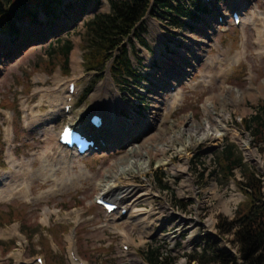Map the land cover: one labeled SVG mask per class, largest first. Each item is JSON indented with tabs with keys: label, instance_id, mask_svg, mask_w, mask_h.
I'll return each mask as SVG.
<instances>
[{
	"label": "rangeland",
	"instance_id": "1",
	"mask_svg": "<svg viewBox=\"0 0 264 264\" xmlns=\"http://www.w3.org/2000/svg\"><path fill=\"white\" fill-rule=\"evenodd\" d=\"M216 1L217 10L225 11L226 0ZM73 2L74 0H63L62 6ZM251 2V7L240 18L239 26H233L228 18H226L228 19L226 26L218 23L217 11L213 9V15L207 16L208 21L203 24L206 32L200 30L199 33L192 35L193 39L202 42H196V49L193 53H189L194 57V71L197 74L194 76L193 82L181 88L182 100L174 112L168 113L169 118L163 120L160 130L167 135L168 127L175 130V127H180L182 122L190 118L196 123L197 131H200L203 120L206 119L201 114V106L206 99L212 97L210 100L212 107L219 119L224 121L228 133L223 139V143H226L225 140H229V134L236 135L237 139L247 142V147L255 155L247 158L245 168L251 167L253 172L264 176V141L254 144L252 135L244 128L245 120L256 114L259 105H264V56L256 54L260 50L255 43L256 27L252 28L248 24L252 12L264 15V0H251ZM239 3L242 7L246 4L244 0H239ZM108 11L109 5L106 0H100V4L97 6H90L83 19H76L71 12L64 11L61 19L54 22L53 26H46L41 28L43 30L37 31L32 28L34 34L31 37L25 36L24 33L15 42H12V39L4 34L0 27V173L26 172L22 167L13 168L7 161L8 154L19 161L32 163V168L38 170L39 156L46 144L45 137L41 133L38 134V131L40 122L48 111L56 110L59 115L55 121L47 125L51 129L53 137H56L61 126L67 123L82 124L85 127L90 116L89 113L99 111L105 115L106 122L110 123L105 109L116 105V91L119 89L120 82L110 72V61L100 73H95L93 70L87 71L85 63L88 55V37L84 26L85 22L91 19L94 14L108 13ZM37 13L42 23L46 24L43 15ZM143 23L147 30L143 37L148 46L141 45L134 38L130 40L131 42H125V44L129 43L126 47L132 66L136 73L140 74L147 73L145 71L150 69V62L154 57H157L155 54H158L161 48L165 50L166 43L180 42L179 38L181 37V35L167 32L159 22L148 16ZM14 26L20 29L22 24L14 23ZM166 38H170V40L164 41ZM66 41L71 43V50L67 69H64L61 48ZM168 47L174 51L173 44ZM243 48H245L246 56L238 63L231 64L230 71L224 81L214 77L218 74L219 66L206 63V60L214 58L218 53H226L231 62L232 56L236 52L242 51ZM73 53L79 63V70L73 69ZM173 54L170 53L168 64L172 62ZM157 71L154 75L158 76L161 81L162 76ZM204 76L213 77L210 85H194ZM151 79L155 80L152 77ZM123 80L131 85L125 77H121V81ZM68 81H74L79 91L72 98V110L63 113L61 106L50 103L47 97L52 92H56L63 99V92H65ZM146 84L148 83L146 82ZM223 84L228 88L238 89L243 94V99H238L229 89L222 90ZM162 87L165 90H162L161 93L156 91L150 95L151 98L147 101L148 105L153 106L156 103L158 108H162L165 101H168V83L164 82ZM259 92L262 94H258ZM81 97L84 98L80 103ZM84 109H88V112L80 115L81 110ZM159 111L156 109L155 113L157 114ZM159 117H161V111ZM115 118L112 121L114 127L117 128L119 122ZM8 131L11 132V142ZM185 131L187 130H184V133H186ZM206 142L204 140V144L199 146L200 153L198 154L203 155L205 160L208 158L207 147L210 141L208 140L205 144ZM218 145L220 146V144ZM55 150L53 148V151ZM238 151L240 155L244 154L242 143L238 146ZM112 152L107 154L104 152L97 154L96 152V154L86 157L75 156L71 185L69 184L66 189L60 190L44 200H35V198L40 192L54 188L55 182L47 179L42 180L38 177L24 180L21 177L24 183L28 181L29 195L34 199L29 201L21 194L22 196L0 201V264H16L8 258L13 250H21L25 261L41 257L44 264H74L69 256L70 248H73L74 252L76 251L77 257L84 264H136L137 260L141 259L139 252L145 249V244L137 239L135 234H131L132 223L129 219L120 217V220L114 222L118 224L119 229H110L107 223H110L108 218L111 216H106L94 201L98 193L95 189L96 186L90 180V176L83 177L78 172V167H83L89 175L98 177L103 168L109 167V161L120 158L125 150ZM218 152L219 150L216 153ZM201 164L204 169L205 163ZM166 168L168 169V167ZM244 170L242 171L244 172ZM242 171L234 169L236 183L244 180ZM213 179H210L202 187L203 199H206L204 202L213 204L210 208L215 217L218 218L219 214L221 216L224 213L227 215L224 218L229 221L234 218L238 207L245 205L246 197L241 194L239 187H236L238 184L233 185L220 178ZM14 180L15 183H18L20 178L18 180L15 177ZM63 180L64 178H62ZM165 182L168 187L170 181ZM213 182L216 188L209 187ZM157 188H164L163 181L157 182ZM238 194L241 196L235 200L233 196ZM44 209L49 212L46 222L42 221L41 215ZM226 209L229 210L228 213ZM17 233L22 236V239L16 237ZM122 233L129 235L131 242L130 240L125 241L126 237L122 238ZM72 234H75L74 239L76 240L70 246L71 244L67 240ZM122 243H126V250L122 249ZM19 244L22 246L20 249L18 248ZM193 252L200 255L203 250L199 249ZM162 253H165L164 248H162ZM177 258V263L185 264L181 262V259L184 258L182 255Z\"/></svg>",
	"mask_w": 264,
	"mask_h": 264
},
{
	"label": "bare ground",
	"instance_id": "2",
	"mask_svg": "<svg viewBox=\"0 0 264 264\" xmlns=\"http://www.w3.org/2000/svg\"><path fill=\"white\" fill-rule=\"evenodd\" d=\"M257 22L260 24L259 27H256ZM248 23L256 27L257 38L255 39V43L260 49L256 54L264 56V15L253 13ZM193 40L194 41L191 43H184L186 45L185 48H174V54L172 55L173 60L170 62L171 68L167 71V75L160 74L162 79H167L165 76H168L171 80L174 78V82H177L187 73H191L193 59L189 53H193L196 49V42L202 43L200 40ZM245 56V48H243L242 51H238L232 56L231 62L226 53H218L214 58L207 59L206 63L217 64L219 66V71L214 77L224 81L230 71L231 64L238 63ZM74 57L75 53L72 54L73 69L79 70V63ZM158 79L159 77L157 76L155 80H152V84H149L151 89L149 92L146 89L140 90L145 94L144 97L134 95L130 101L124 103L129 112V119L126 117L121 118L126 131L137 129L138 124H136V121L140 117L146 123H158V117L151 109L155 105H148L147 102L149 98H151L150 95L153 94L152 91L160 92L156 86H153L154 83L159 86L160 89L163 88L160 85V81L159 83L157 82ZM212 81V76H204L198 84L207 86L210 85ZM67 84L68 82L66 86H68ZM221 88L224 91H226L225 89H229L238 99H243V94L238 89L228 88L224 84ZM63 94L64 97L62 99L56 92H52L47 99L56 106L60 105L62 110V106H64L67 97L66 89ZM258 94L261 95L262 93L259 92ZM211 98L206 100L205 106L208 108L212 107ZM174 100V98L171 99L169 103L170 107H173ZM86 112H88V109L81 110L80 115ZM105 112L110 118V128L113 129L114 122L112 119L117 116L116 105H112L111 108L105 109ZM209 113L212 117L211 123L204 120L200 131H197L198 127H196V123L188 118L181 123L180 127H175V130H173L172 127H168V134H165V137H163L158 130L155 131L153 135L145 137L143 141L138 144H132L134 142H130L129 146H126V152L116 160V166L110 167L112 172L119 171L120 174L122 173L121 178L118 174L113 182L119 183V179L122 185H124L125 182L127 195L129 196L122 194L124 199L133 205H141L140 211L137 212L134 210L133 213L142 223L141 232L138 237L143 240V244L147 245L150 249H159L161 253L162 248H164L165 253L163 254H169L175 258H180L181 255L184 257L187 254L193 253V251L203 249L208 243H214L220 249L230 247L228 239H231L232 235H225L223 238L220 237L217 228L218 218L215 217L210 208L213 204L204 202L206 199H203V192L201 191L202 187H204L210 179L214 178L209 176V173L214 170V166H216L213 154L212 152L208 153V158L205 160L203 155L199 158L195 157L198 152L193 151L197 149L199 145H203L204 140L207 142L208 140L210 141L209 147L216 146V144L211 143H220L221 134L226 135L225 131L227 129L224 121L220 120L219 116L215 113L211 111H209ZM44 116L45 117L40 122L38 134L41 133V135L45 137L46 144L39 156L40 166L38 170L32 168V163L19 161L11 154H8V163L11 164L13 168H24L26 172H18L15 174L8 171L0 173V201L19 197L21 194L23 195H21L22 197L28 198L29 201L34 199L29 195L28 181L24 183L21 177L24 180H26V178L31 180L38 177L42 180L47 179L55 182L54 188L40 192L35 200H44L50 195L66 189L69 184L71 185V180L73 179L72 172L75 168V155L73 150L68 151L64 147L58 145L57 135L53 137L51 129L47 127L49 123L58 118V112L56 110H51L44 114ZM184 130H187L185 131L186 133H184ZM8 137L11 142L12 138L10 131H8ZM207 142L205 144H207ZM247 145L248 143L244 141L243 147L245 149H248ZM53 148L56 150L53 151ZM87 153L88 152H84L83 155ZM202 162L205 163L203 165V167H205L204 169L202 168ZM166 167H168V169ZM160 168L164 171V176L162 177L163 181L169 180L172 182L176 180V175L178 176V180L174 186L175 199L166 198V202L162 201V198L159 196L169 195L168 190L151 188V183L156 187L154 170H160ZM78 172L83 177L90 176V180L93 182L94 186H96L95 188L100 194H104L111 189L108 183H98L97 185V177L89 175L83 167H78ZM200 173L204 174L202 180L198 179ZM15 177L16 179L18 178V180L20 178L18 183H15ZM62 178H64L63 181ZM142 178H149V180H144L143 187L142 183L136 182L137 179L138 182H142ZM12 181L14 182L12 183ZM212 186L216 188L214 182L209 185V187ZM233 197L237 200L236 196ZM226 212L228 213L229 210L227 209ZM48 213L47 209L42 211L41 215L43 222L48 220ZM127 215L130 217V214H126L124 217ZM114 222V220H111L110 223H107V226L112 230L119 229L118 224ZM136 226L137 224L133 223V227ZM153 239L161 240L162 246L153 244ZM129 240L131 242V238H129ZM124 244L126 245V243ZM72 262L78 264L74 261ZM181 262L185 263V258H182ZM137 264L145 263L139 261Z\"/></svg>",
	"mask_w": 264,
	"mask_h": 264
},
{
	"label": "trees",
	"instance_id": "3",
	"mask_svg": "<svg viewBox=\"0 0 264 264\" xmlns=\"http://www.w3.org/2000/svg\"><path fill=\"white\" fill-rule=\"evenodd\" d=\"M108 13L94 14L85 22L87 31L88 55L87 71L102 72L110 61V72L119 84L126 80H142L136 73L128 56L126 41L134 38L147 47L144 39L146 28L144 18L156 16L166 21L170 26L192 31V26L182 21H200V13H209V8L201 0H106ZM63 0H0V27L12 42L25 33L32 36V28L51 27L61 19L62 12H71L76 19H82L90 6H97L100 0H74L72 4L62 6ZM64 8L65 10H61ZM43 15L46 24L38 17ZM14 23L22 24L20 29ZM25 24V25H24ZM45 30V29H44ZM71 43L63 45V68L67 69ZM154 66V63L152 64ZM84 97H81L80 103ZM245 130L253 137L254 144L264 141V105H259L255 115L245 120ZM220 168V179L230 180L234 169L242 171L243 179L237 182L238 187L246 197L245 205L238 207L235 216L228 221L220 218L218 229L220 235L233 234L229 241L235 248V255L221 251L213 244H208L202 254H192L187 257V263L197 261L198 264H264V176L245 168L242 157L232 143H224L217 154ZM208 252V254H207ZM159 249L141 251V256L149 264H176V260L167 255L159 260Z\"/></svg>",
	"mask_w": 264,
	"mask_h": 264
},
{
	"label": "built area",
	"instance_id": "4",
	"mask_svg": "<svg viewBox=\"0 0 264 264\" xmlns=\"http://www.w3.org/2000/svg\"><path fill=\"white\" fill-rule=\"evenodd\" d=\"M224 135L225 134H221V137L224 136ZM211 144H216L217 145L219 143H211ZM193 151H197V149H194ZM187 164H188V161H187ZM214 167L216 168V166H214ZM144 180H149V178H142V182H137V183H142V187H143ZM177 180H178V176L176 175V180H173L172 182L169 183V185L171 186V189L173 191V195L169 192V195L159 196L160 198H162V201L166 202V198H174V186L176 185ZM122 187H123L122 194H125V196H129V195H127L125 182H124V185H122ZM151 188L155 189L154 184H152V183H151ZM153 244L158 245V246H162L161 240L153 239Z\"/></svg>",
	"mask_w": 264,
	"mask_h": 264
},
{
	"label": "flooded vegetation",
	"instance_id": "5",
	"mask_svg": "<svg viewBox=\"0 0 264 264\" xmlns=\"http://www.w3.org/2000/svg\"><path fill=\"white\" fill-rule=\"evenodd\" d=\"M65 230V229H64ZM76 240V239H75ZM77 249V248H76Z\"/></svg>",
	"mask_w": 264,
	"mask_h": 264
}]
</instances>
